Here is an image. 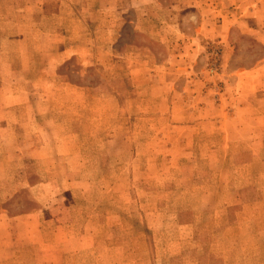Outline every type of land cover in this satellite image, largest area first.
<instances>
[{
    "label": "rangeland",
    "instance_id": "obj_1",
    "mask_svg": "<svg viewBox=\"0 0 264 264\" xmlns=\"http://www.w3.org/2000/svg\"><path fill=\"white\" fill-rule=\"evenodd\" d=\"M247 1L220 4L234 26L206 52L187 12L190 40L165 27L156 33L174 42L163 45L126 27L112 53L103 31L118 16L99 31L92 22L106 17L92 13L104 0H0V55L10 57L0 133L18 125L21 146L0 138V214L12 217L0 225V264H227L230 251L237 264H264V237L250 230L264 223V79L251 108L228 92L264 64V9L246 13ZM84 18L95 34L73 56L66 36L88 29ZM161 64L176 73L173 92ZM174 101L180 118L204 125L172 123Z\"/></svg>",
    "mask_w": 264,
    "mask_h": 264
},
{
    "label": "crops",
    "instance_id": "obj_2",
    "mask_svg": "<svg viewBox=\"0 0 264 264\" xmlns=\"http://www.w3.org/2000/svg\"><path fill=\"white\" fill-rule=\"evenodd\" d=\"M104 1L106 2L101 3L102 5L96 8L95 10L92 11L90 7L88 9H85L84 12L91 13L92 11V13L94 14L95 13L94 11H97L96 13H98V15L106 16L104 19L102 18L98 21H92L96 23L99 22V26L97 27L98 31L101 29V25L103 21L108 22L109 19L113 18V15L110 14L109 15L110 17H109L108 13H111V12L116 13L115 18H117L118 16L117 18V21L119 22L118 25H113V22L115 20H109L110 22H109L108 27L105 26L106 30L104 31L102 30L103 34L105 35L110 34L108 35L110 38V39L108 38V44L109 43L112 44V47H111L112 53L113 51L117 52L115 44L116 43L118 44L124 40V36H123L124 30L123 29H125L126 27L133 28L137 35L148 38L150 42L153 41L156 43H161L163 45L174 42L173 38L163 37L160 33L159 34L156 33V30L157 31H159L158 29L163 30V28L165 27L174 30V33L176 32V34L177 33L183 34L185 39L190 40V38L185 37L187 35L184 33L182 29L183 26H185L186 21H187L186 20L187 17L185 16L187 12L194 13L195 18L193 16H190V21L194 20L193 22L196 23L195 26L197 27V32L195 35L192 36V41L195 42L194 44H196L198 48H200L202 45V49L205 50L206 52L207 47L204 46V44H211L217 41L222 44L227 43L230 38L229 36H226V33L228 34L234 26L229 23L228 20H230V17L227 16L228 14L227 15L222 14L220 17L219 13L221 12L224 13V11L225 12L227 11L226 7L220 8V4L225 5L226 3H228L230 4L229 6L232 7L239 2H242V0H233V2L232 0H209L210 4H208V2L204 3L203 0H173L172 4H166L162 0H104ZM122 3H129V4H126V6L124 7H120ZM246 5H247V8L245 9L246 13H251L253 11V7H258V10L261 11L264 9V0H258L257 2H253V3H250V0H248ZM142 10L149 11V13L152 11L151 12L152 14L140 15V12H142ZM128 14L129 15L131 14V16L135 17L136 19L132 21L129 20V18L127 17ZM218 18H222L223 22L222 23L219 22ZM84 22L86 23L85 26L88 29L82 30L80 34H77V35L75 34L76 37L74 36V34H71L72 37H70L69 34L66 36V37H69L70 40L72 39L73 41V44L70 46V48H67V51H70L72 53L74 51V53L77 54L73 56H78L79 53L76 50L80 49L79 45L88 43V37L89 36L93 37L95 34L94 32L91 31L92 24L90 22H87L86 18H84ZM94 25L96 24L94 23ZM142 27H145L146 30H141ZM154 27H157V28L155 29ZM221 37H222V40H219V38ZM9 41L10 40L8 39V42ZM135 49L140 52H133L132 56L141 54V55H144L146 59H148V62H150V64H156V62L154 63L155 55L152 49L150 48L140 49L136 47ZM201 50L199 51L200 53L199 56L202 54ZM193 51H196V50H193ZM94 58L95 57H93V59ZM197 59H198V56L196 57V60ZM2 62H4V64L10 65V57H8L6 53H1L0 55V63ZM152 67L154 66L152 65ZM157 67L161 68V72L163 73L164 71L166 72L165 73L166 75H164L166 80L164 82L168 81V84H166L167 86L165 87H168V90L173 92L175 90V87H173L175 79L172 77V75L176 73H172L171 68H168L166 64H161V66H157ZM182 70H184L187 74L188 69H182ZM152 72H154V69H151L147 73H144L145 76L150 78L152 82V83L151 82L149 83L152 84L153 89H155L156 88L155 86H157L158 90L162 89L164 91V88H160L163 85H160V84L156 85L155 83L156 73L153 74ZM237 78H238L237 80L238 84L235 85L234 90L228 89V92L229 94H232L233 92L235 93L236 96L232 95V100H235V99H238L239 101L245 100L244 101L245 104H243L242 106L245 109L248 107L251 108L252 106L250 105H252L253 103V102L251 103V101L261 91V87H259V84L264 79V64L260 66L258 70L254 71L253 74L237 75ZM161 83L163 84V82ZM247 86H249V90L246 89ZM84 91H86V89H84ZM261 92L264 95V89ZM247 97H250V98H247ZM173 100H175V98H173ZM178 102L179 101L172 102V108L174 109L171 115V118H170V120H172L171 121L172 123L185 124L184 126L193 127L194 129H198L202 125H204L205 121H202V116L195 117L193 119L190 118L189 120H184L180 118L182 114L180 113L179 110L181 109L183 110L184 108H182L181 106L182 103L181 102L178 103ZM242 106L239 105L238 107L240 108ZM199 109L201 110L200 113L202 114L203 108L200 107ZM234 119H236V117H234ZM209 124L218 126L217 123L213 124V122H210ZM0 132H3V131H0ZM17 133H18V125L15 127L14 131L12 130L10 131V133H7L6 134L7 136L5 135V133H2V135L0 133V136H1L0 138L3 139L4 141H6V139H10L11 141L14 142L12 145L16 144L17 147L21 150V146H19L18 144V136H17L18 134ZM218 134L219 133H217V135ZM205 138H210V135H202L201 132L198 133L197 135L198 140H204ZM261 138H264V136H262ZM243 150L244 151L242 152H245V150L247 149H243ZM254 155L258 156L257 153H254ZM258 161L259 159L254 158L251 164L244 166V168L240 166V169L245 170L248 167L254 168L258 164ZM245 186H248V185H244V187ZM235 190L236 189L233 188L232 192ZM239 203H243V202H239ZM11 219L12 217L7 215L6 212H4V214L1 213L0 214V225L2 223L3 225L5 223L10 224V222L12 221ZM246 224H249V223H246ZM243 225H245V223H242L240 224V226H238L240 227L239 229H237V230H240L239 232L243 231V229L241 228V226ZM258 226L264 227V223L257 224V226L255 227V224L253 222H250L251 235H257L260 238H262L264 237V228L261 227L257 230ZM232 230H233L232 228H229L227 231L231 232ZM3 232H7L9 234V227L0 226V235ZM227 254H228L227 264H237L236 263L237 257L234 255V253L230 251Z\"/></svg>",
    "mask_w": 264,
    "mask_h": 264
}]
</instances>
